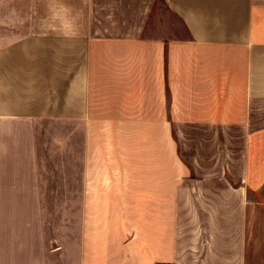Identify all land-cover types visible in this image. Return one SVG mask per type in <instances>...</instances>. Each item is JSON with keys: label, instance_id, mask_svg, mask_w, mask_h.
<instances>
[{"label": "crops", "instance_id": "crops-1", "mask_svg": "<svg viewBox=\"0 0 264 264\" xmlns=\"http://www.w3.org/2000/svg\"><path fill=\"white\" fill-rule=\"evenodd\" d=\"M0 264H264V0H0Z\"/></svg>", "mask_w": 264, "mask_h": 264}, {"label": "rangeland", "instance_id": "rangeland-1", "mask_svg": "<svg viewBox=\"0 0 264 264\" xmlns=\"http://www.w3.org/2000/svg\"><path fill=\"white\" fill-rule=\"evenodd\" d=\"M163 13L166 14L165 11H163ZM155 17H156V12L152 15L151 22L155 19ZM151 22H150V25H151ZM171 23H172V24H178V22L175 21V19H173L172 16H171ZM151 27H152V26H151ZM171 33H172V32H171ZM40 155H41L42 157H44V156H45V152L40 151ZM42 167H49L48 164H46V162H44V159H43V162H42Z\"/></svg>", "mask_w": 264, "mask_h": 264}]
</instances>
